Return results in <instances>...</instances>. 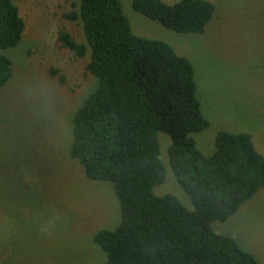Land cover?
<instances>
[{
  "label": "rangeland",
  "instance_id": "obj_1",
  "mask_svg": "<svg viewBox=\"0 0 264 264\" xmlns=\"http://www.w3.org/2000/svg\"><path fill=\"white\" fill-rule=\"evenodd\" d=\"M209 1L216 13L201 34L168 29L137 12L133 0H120L136 34L163 40L192 62L210 123L194 135L199 150L212 155L225 130L250 133L264 155V0ZM13 2L26 30L23 43L4 52L14 67L0 89V264H105L94 236L119 227L121 204L111 182L88 179L71 156L74 115L98 79L86 71L88 57L79 58L58 36L64 29L83 42L80 22L67 17L78 12L79 0ZM158 138L166 179L154 192L194 210L170 167L171 137ZM213 229L264 264V187Z\"/></svg>",
  "mask_w": 264,
  "mask_h": 264
},
{
  "label": "trees",
  "instance_id": "obj_2",
  "mask_svg": "<svg viewBox=\"0 0 264 264\" xmlns=\"http://www.w3.org/2000/svg\"><path fill=\"white\" fill-rule=\"evenodd\" d=\"M133 8L179 33L203 34L216 13L209 0H133ZM67 17L80 22L83 42L64 29L59 40L88 57L86 71L98 79L74 115L71 156L88 179L113 184L122 209L117 229L94 236L105 264H259L233 237L213 229L264 187V155L253 136L223 130L212 155L199 150L194 135L210 123L192 62L169 43L136 34L120 0H79L78 12ZM25 30L17 4L0 0V89L14 67L4 52L24 41ZM159 133L171 137L170 167L194 210L154 192L166 179Z\"/></svg>",
  "mask_w": 264,
  "mask_h": 264
}]
</instances>
